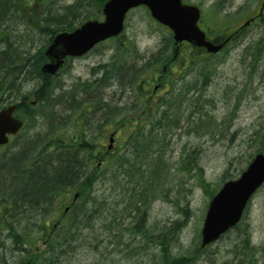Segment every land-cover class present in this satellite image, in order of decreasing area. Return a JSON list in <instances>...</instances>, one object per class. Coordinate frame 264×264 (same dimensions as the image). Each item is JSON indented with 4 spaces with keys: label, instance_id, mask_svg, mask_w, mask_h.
Instances as JSON below:
<instances>
[{
    "label": "rangeland",
    "instance_id": "374dc122",
    "mask_svg": "<svg viewBox=\"0 0 264 264\" xmlns=\"http://www.w3.org/2000/svg\"><path fill=\"white\" fill-rule=\"evenodd\" d=\"M79 1H83V8L73 23L78 27L89 13L101 14L100 1L0 3V12L6 14L0 23V88L12 90L0 105L24 102L22 110L15 113L24 128L12 138L0 160V201L8 210V222L3 224L10 229L0 232V264H262L264 185L253 196L236 228L204 248L201 232L212 197L226 181L238 179L264 149L263 24L259 20L252 22L241 37L218 54L198 55L190 45H182L170 75L158 81L159 73L153 74L150 66L152 54L161 52L159 59L166 61L175 45L169 29L152 19L145 8H137L129 13L121 37L99 45L86 56L68 60L54 78L46 77L41 83L38 77H42L44 52L53 37L51 31L57 29L53 19ZM184 1L202 8L206 16H202L200 26L212 38L235 33L259 15L264 2ZM25 60L27 63H21ZM16 61L20 64L9 65ZM31 62L34 66L29 68ZM114 64L119 72L111 70ZM206 69L210 76L204 82L201 74ZM134 71L151 73L152 84L142 85L141 90L139 82H131ZM90 84L93 86L88 88ZM156 86L160 87L153 94ZM145 88L147 97L140 102ZM94 100L107 105L96 111ZM80 105L84 111L75 113ZM147 107L157 114L156 123L162 119L166 125L160 128L156 124L165 141L155 145L153 157L144 163V177L132 178L125 166L112 180L113 164L109 158L132 151L130 146L124 148L126 139L123 141L119 126L124 120L129 121L128 125L134 123ZM121 109L122 116H115L120 119L113 125L115 119L110 112ZM165 111L170 115L163 114ZM176 116L178 125L171 124ZM145 122L141 119V126ZM54 129L58 131L53 133ZM80 130L89 141H95L92 155L97 158L107 151L111 134L118 132L108 157L104 161L95 158L89 167L99 172L92 186L97 202L89 206L97 209L92 225L74 228L76 241L60 246L56 254L50 255L49 240L62 234L63 225L57 222L60 211L65 210L63 203L54 198L50 206L32 213L27 204L30 200L25 197V181L16 179L11 161L35 157H30L29 152L23 155L24 148L16 147L19 141L29 145L33 141H56ZM73 197L72 194V206L84 203L85 196L76 202ZM45 207H51V211ZM138 212L145 214L141 230H136L141 221ZM36 221L43 227L49 222L51 232L42 226L37 228L39 222L33 225ZM27 224L34 244L32 249L21 250L14 236L18 231L23 233ZM164 243L170 251L163 250Z\"/></svg>",
    "mask_w": 264,
    "mask_h": 264
},
{
    "label": "trees",
    "instance_id": "16d2710c",
    "mask_svg": "<svg viewBox=\"0 0 264 264\" xmlns=\"http://www.w3.org/2000/svg\"><path fill=\"white\" fill-rule=\"evenodd\" d=\"M14 1L17 0H0V3H10ZM97 1H100V4L104 5L107 0ZM81 7L83 8V2L79 1L77 2V4L68 7L62 13V15H56L53 20L55 21L54 26L57 29L51 31L50 34L54 36V33L58 34L59 32L74 30L77 26L73 25V23L75 22V18H78V15H80L78 12L80 9H82ZM5 15V13L0 12V23ZM92 15L95 18H98L97 13L91 12L85 20L80 22L79 25H81L84 21L92 19ZM57 22L59 24H56ZM0 34H3V32H1ZM170 39L172 40V35L170 36ZM196 53L198 55L202 54L200 50L197 49L195 50V54ZM21 63L24 64L27 63V61H22ZM18 64L20 63L16 61L15 63H10L9 65L14 67ZM32 66H34L33 62L29 64V68H31ZM117 68V65L114 64L112 65L111 70L119 72L120 69ZM113 71L111 73H113ZM166 74L169 75L170 72ZM147 75L148 74L142 71H134V77L131 82L138 83L140 81H144L145 83H147L148 80H150L146 78ZM201 75L203 76L204 82L205 79H207L206 76H210L207 69L206 71H203ZM92 86L93 84L87 85L88 88H91ZM146 97L147 96L142 95V98L146 99ZM93 105H95L94 108L96 110H99V108H102V106L105 104L99 103L98 100H94ZM80 111H84L82 105L78 106L75 109V113ZM121 114V111L117 110L111 113L113 117H119ZM163 114H168V112L165 111ZM154 115L157 114L154 112L152 107H147L144 113L140 114V116L138 117L139 120H136L135 123L131 122L129 124L130 126L134 127L138 126V124L140 123L138 128H133V130H131L127 128L129 125H125L126 122L124 121L120 124V131L123 134V141L124 137L126 139V142L123 144V146H125V149L126 146L132 147V151H130L129 153L125 152L123 154L119 153L114 158H109L108 162H110L111 165L113 164V166H116L113 169V179H116V177L119 175V171L125 166H128L129 169L127 170V172L129 174L131 173V177L137 178V176L139 175L144 177V174H142V172L144 173V171H142V167L144 165L143 163L149 161L153 157L152 150L155 145L159 144V141H165L164 138L160 137L162 129H156V124H158L160 128H166V125L162 122V119L158 123H156ZM141 119H145L146 121L143 126H141ZM171 124L178 125V116H176V119L172 120ZM55 131L56 129L53 130V133ZM76 137V140L80 138L81 141H74L73 139H70L72 141H42L40 143L39 141H37L36 143H32L28 152L30 153V157L32 155L33 157H35L31 159L26 157L22 159V162L16 163V168H14L13 166L15 175L19 177H17L16 179H18L19 181H25L29 179V183H27L26 187H24V191L25 197L30 200L27 204L31 207L30 209L32 213H34V210L38 209L39 207H42L45 204L47 205V203H49L50 206V204L52 203V199L56 197L59 198L61 202H65L66 204H68L70 202L69 198L73 193L80 192V196H85L83 197L84 203L80 204L76 209H72L70 211L69 215L67 216L68 219L63 223V230L61 231L62 234H60L59 232L58 236L54 237L55 242H53V244L51 245V247L53 248H56L57 244L58 246L62 244L66 245L76 241L75 236L73 235V229L80 226L91 225L92 223L86 220L89 218H93L94 211L97 212V209L95 208L89 209L91 202H97V199L93 196L94 192L92 188L97 176L92 175L93 172L89 170V163L93 161H90V159L94 156L92 154L95 152V147L97 145L95 141H87L86 135L83 136L82 134V130L79 131ZM261 152H264V149L261 150ZM155 166L156 165L154 164L153 167L155 168ZM1 207H3V210L0 209V221L7 218L8 215V210L4 208V201H0V208ZM45 209L50 210L51 207H45ZM57 209L59 210V207ZM89 212L91 213L89 214ZM138 214L141 215V221L136 224V228L143 229L142 223L145 220V214L143 215V213L141 212H138ZM45 226L48 227L49 224L45 223ZM12 231L13 233L16 232L15 229H12ZM18 233L26 234H24V237L16 236L17 238L15 240V244H18L20 248L28 245V247H30L29 249H32L34 241L33 239L28 238L29 232H27V230L25 229L23 230V233L21 231H18L17 234ZM168 247L169 246L165 243L162 245L163 250L167 252L170 251Z\"/></svg>",
    "mask_w": 264,
    "mask_h": 264
},
{
    "label": "water",
    "instance_id": "95a60500",
    "mask_svg": "<svg viewBox=\"0 0 264 264\" xmlns=\"http://www.w3.org/2000/svg\"><path fill=\"white\" fill-rule=\"evenodd\" d=\"M141 4L149 7L157 21L173 30L177 42L188 41L212 53L221 50L222 45L207 41L199 28L200 11L197 7L183 5L181 0H110L104 7L103 22L89 21L74 32L55 37L46 52L51 63L46 64L43 71L56 74L66 57L82 56L96 44L118 36L124 29L127 12ZM12 112L13 108H10L0 113V144L7 142V134L16 133L21 128V123L12 118ZM263 184L264 154H257L241 177L226 182L211 200L202 230V246L216 241L238 224L249 200Z\"/></svg>",
    "mask_w": 264,
    "mask_h": 264
},
{
    "label": "bare ground",
    "instance_id": "6f19581e",
    "mask_svg": "<svg viewBox=\"0 0 264 264\" xmlns=\"http://www.w3.org/2000/svg\"><path fill=\"white\" fill-rule=\"evenodd\" d=\"M48 74H49V73L44 74L42 77H40V81H41V82H44V80L46 81V79H45L46 77H50V78H51V76L48 75ZM42 78H43V79H42ZM50 93H51V92H50ZM50 93H49V94H50ZM22 158H23V157H22ZM22 158H21V159H22ZM21 159H20V160H21ZM27 183H29V179L25 180V182H24V187H26Z\"/></svg>",
    "mask_w": 264,
    "mask_h": 264
},
{
    "label": "flooded vegetation",
    "instance_id": "af4514ba",
    "mask_svg": "<svg viewBox=\"0 0 264 264\" xmlns=\"http://www.w3.org/2000/svg\"><path fill=\"white\" fill-rule=\"evenodd\" d=\"M263 13H264V11H263ZM244 32H245V30H243L242 28L241 29H238L235 33H233V34H235L234 35V39L237 38V37H239V36L241 37L244 34Z\"/></svg>",
    "mask_w": 264,
    "mask_h": 264
}]
</instances>
